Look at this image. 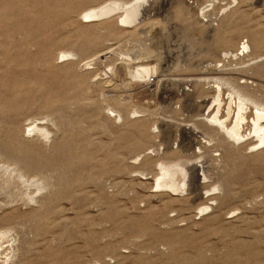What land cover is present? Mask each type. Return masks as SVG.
<instances>
[{
	"label": "rangeland",
	"instance_id": "374dc122",
	"mask_svg": "<svg viewBox=\"0 0 264 264\" xmlns=\"http://www.w3.org/2000/svg\"><path fill=\"white\" fill-rule=\"evenodd\" d=\"M108 1L0 0V142L29 159L31 183L54 182L15 185L7 204L0 193V264H264V146L248 126L231 147L194 125L218 76L264 95V0H147L133 25L80 18ZM140 63L156 71L132 77ZM165 157L199 161L202 188L155 187Z\"/></svg>",
	"mask_w": 264,
	"mask_h": 264
},
{
	"label": "bare ground",
	"instance_id": "6f19581e",
	"mask_svg": "<svg viewBox=\"0 0 264 264\" xmlns=\"http://www.w3.org/2000/svg\"><path fill=\"white\" fill-rule=\"evenodd\" d=\"M167 1L169 0H164V5L167 4L166 3ZM209 1L213 2L214 0H209ZM146 2L147 0H127V1L109 0L108 2H104L94 7H90L83 10L80 13V18L86 22L87 21L90 22L92 20L94 21V19L96 18L103 19L104 17L110 15L113 16L112 14L116 15V13H118L119 22H121L124 25H133L137 21H139L140 15L144 11L143 9L145 7ZM175 8H176L175 9L176 13L185 12L184 6L181 3L175 6ZM210 8L211 6L209 7V9ZM201 10L203 16H205L206 11L208 10H206L205 7L203 8L201 7ZM200 18L201 17H197V20L198 19L200 20ZM247 48H248V44L242 45V49H247ZM73 54L74 53L71 50L70 51L62 50L59 52L58 58L67 57ZM229 55L230 52H225L223 56L225 58L228 57ZM235 55L237 54H234V56ZM156 68L157 67L155 65L153 66L149 64L140 63L135 69V71L130 72V75L132 77L145 78L146 76L148 77L149 74H153L156 71ZM215 70L222 71V69L220 68ZM241 78L243 77H236V78L229 76L216 77L214 80L216 84L215 96H213L211 100H209V98L208 99L204 98L199 101L200 102L199 106L205 108V110H208L206 117L205 118L203 117L206 122L204 123L203 121H200L194 123V125L195 126H199L200 124L202 125L205 133L204 136L208 139L209 142L212 140H216L220 145L227 144L229 146L234 145V143H242V141L245 140L244 135L242 133V129L245 126H248L249 128L248 134L251 135V137H253L254 139V143H252L251 147H255L257 145L264 146V95L251 91L248 87V80L244 78L245 80L243 79V81H240ZM194 81L198 82L200 80L195 79ZM224 85H226L229 94H228V101L223 103L222 91ZM222 103L224 104V106ZM118 117H121L120 113H118ZM35 122L32 121L28 123L27 130L29 132H36L40 137L47 138L50 132L48 131L46 126L37 124L38 122L37 123ZM181 131L183 135L188 134L191 136L193 135L196 136L197 134L195 133L197 131L195 128L188 126L181 127ZM0 148H1L0 155L2 156L0 158L4 157L7 160L4 161L2 164H0V193L6 194L7 196L6 204L16 201L15 198L17 195L12 188L15 185L24 186V187H29L30 185H33L36 188L35 192L43 191L46 189L49 190V188L53 187L54 182L53 183L51 182L52 175L50 176L49 174L40 175L39 177L35 175L38 178L34 179L33 182L31 183V180L29 179L30 177H28L29 171L27 169V166L29 169L31 166L29 159L25 158V160H23L24 158L19 153H17V150H13V149L10 150L9 146H2L1 142H0ZM19 151L20 150H18V152ZM197 156L199 159L201 158L200 154ZM165 158H166L165 160L160 161L158 164L159 165L158 171L155 174V187L165 188V189H169L172 192H180V193L186 190L185 189L186 187L189 188V192L191 190L193 191L199 190V187L202 186L204 182L203 177L200 174L201 167L199 165V161H191L189 158L186 157H181V158L174 157L173 159H170L171 157H165ZM36 173H38V171ZM223 184L224 183L221 184L219 183L217 188L218 187L222 188L224 186ZM201 188L202 187H200V189ZM20 190L22 189L20 188L18 191ZM202 195L204 194L202 193ZM20 197L22 198L21 199L22 201H26V202L35 201L36 199V195L35 196L29 195V193L25 191L20 193ZM209 206L206 205L205 207H203L204 208L203 210L207 209ZM6 236L7 234L5 231L0 232V249L2 248V242H3L2 240Z\"/></svg>",
	"mask_w": 264,
	"mask_h": 264
},
{
	"label": "built area",
	"instance_id": "2783aa9c",
	"mask_svg": "<svg viewBox=\"0 0 264 264\" xmlns=\"http://www.w3.org/2000/svg\"><path fill=\"white\" fill-rule=\"evenodd\" d=\"M150 81H153V78L152 77L150 78Z\"/></svg>",
	"mask_w": 264,
	"mask_h": 264
}]
</instances>
